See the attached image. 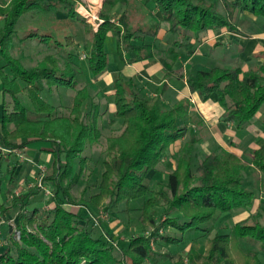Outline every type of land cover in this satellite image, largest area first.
I'll use <instances>...</instances> for the list:
<instances>
[{
    "label": "trees",
    "instance_id": "trees-1",
    "mask_svg": "<svg viewBox=\"0 0 264 264\" xmlns=\"http://www.w3.org/2000/svg\"><path fill=\"white\" fill-rule=\"evenodd\" d=\"M138 1L158 11L160 19L154 18V25L141 28L130 22L129 8L132 2ZM77 3V0H11L6 6L0 5L3 17L0 24V177L4 175L5 152L12 156L34 143H48L54 156L52 173L45 177V184L51 183L54 188L48 201L54 207L48 212L40 208L29 211L30 197L36 189L40 190L38 187L13 196L11 207L18 210L17 222L7 225L3 238L0 237V264H145L156 256L152 240L160 230L157 209H163L167 217L175 216L167 219L166 227L171 226L182 234L193 230L203 233L190 246L189 264H263L259 252L250 246H258L264 253V203L258 206L259 214L252 212L256 208V195L244 182L252 165L262 175L264 193V145L252 152L251 164L220 147L203 155L194 168L196 150L202 140L201 121L192 115L188 98L168 105L164 96L171 81L184 79L176 69L180 58L195 53L196 45L185 42L189 33L199 37L223 30L240 32L237 24L240 17L251 15L264 20V0H105L100 12L103 24L98 31L77 12ZM118 5L127 8L116 22L113 11ZM34 15H61L74 25L89 28L87 62L95 82L108 70L106 41L114 36L121 65L152 60L157 55L165 74L163 84L156 95L148 96L134 79L120 74L109 97L114 110L110 111L107 104L102 109V104L90 94V84L84 79L83 68L75 61V53L48 54L32 68L11 57V46L19 38L22 18ZM163 24L167 25L166 35L182 39L160 50L158 34ZM26 41L59 50L65 48L48 31L31 32L20 43ZM67 44L73 45L70 39ZM254 58L263 62L248 69L243 65L215 67L186 77L190 94L202 102L215 98L225 111L223 120L233 123L237 130L249 127L264 106V50ZM81 83L83 87L78 88ZM62 86L75 91L72 107L63 114L44 98L46 88ZM24 94L33 112L23 105ZM261 122L264 124V116ZM108 128L111 133L105 137ZM104 137L106 157L98 193L91 195L85 206L99 209L105 201L130 206L132 202L145 200L140 223L154 232L150 236L133 237L126 248L117 245L104 225L101 229L94 228L89 216L65 208L68 204L78 205L71 191L83 181L93 147ZM172 147L179 150L172 155L175 163L168 182L151 189L147 177L166 154L170 155ZM16 170L17 166L13 167L12 176ZM89 180H85L87 188ZM4 205H0V217L8 219L12 210ZM234 213H248V217L232 227L223 226L226 233L217 232L209 238L208 225ZM161 239L169 245L182 242L171 235Z\"/></svg>",
    "mask_w": 264,
    "mask_h": 264
},
{
    "label": "rangeland",
    "instance_id": "rangeland-1",
    "mask_svg": "<svg viewBox=\"0 0 264 264\" xmlns=\"http://www.w3.org/2000/svg\"><path fill=\"white\" fill-rule=\"evenodd\" d=\"M10 1L11 0H0V5L6 6L5 3L8 4ZM91 1H94V5L98 2V0ZM77 2V7L84 6L83 2L80 3V0H77ZM87 3L88 5H91L92 2L87 1ZM88 5L86 7H88ZM126 8L127 7L125 6L118 5L114 9V21L118 22L119 18L125 13ZM155 11L156 10L151 5H145V3L142 1H138L137 3L132 2V5L128 11V18L134 27L147 28L152 26L150 21L156 17ZM100 12L98 13L99 18ZM2 21L3 17L0 16V24ZM262 21L264 20H257L251 15L240 17L237 22L240 32L232 34H247L248 36H252L253 34L258 35L260 31L264 32V25L261 26L260 24ZM18 28L20 30L19 38H15L12 43L10 52L11 57L21 60V62L28 68H32L38 66L43 58L48 54L57 53L62 56L69 52L75 53L77 56L75 61L83 68L84 79L90 84V94L94 97L96 102L102 104V109L106 107V104L110 107L109 102H111V100L109 99V96L104 93L97 94L98 92L96 85L93 82L94 80L91 79L92 75L88 68L87 58L83 59V57L88 56L86 47L89 40L91 39V33H89L88 27H84L83 25H74L71 21L63 19V16L61 15L56 17H41L39 15H34L23 17ZM43 31L53 32L56 38L64 44L65 48H61V50H59L55 49L54 47L50 48L49 45H41L38 42L31 41L20 43V40L24 39L29 33ZM168 37L169 40H171L170 42L182 39L180 36L172 34H168ZM69 39L73 43L72 46L67 44ZM198 47L199 44L197 45L196 49ZM235 51L236 48L234 46H232V48L229 46H224L222 48H215V50L211 51L208 46L201 45L198 48V54L192 57L191 61L188 63L186 72L191 74L197 71H208L215 67L238 66L234 64V61L239 58V56H236ZM106 52L108 54L109 61V67L107 71H111L112 66L119 62V57L117 54V40L114 36H109L107 38ZM61 62L63 64V58L61 59ZM119 64L120 63H118V65ZM83 85L84 83H81L78 88H82ZM74 95L75 91L73 89H69L64 86L54 88L52 90L46 88V91L44 92L45 100L54 105L61 114L69 112L68 108L72 107L73 105ZM21 100L28 111L33 112L32 105L25 94L22 96ZM110 133L111 130L108 128L104 132V136H109ZM105 137L101 140L99 145L93 147V154H90L92 160L86 165L83 172L84 179L71 191L72 196L75 198L78 205L74 206L68 204L65 206V208L78 215L84 217L89 216L94 228L97 226V228L101 229L104 225L108 228V230L111 231L117 245L120 248H126L129 241L133 237H138L143 234L150 236L154 232L152 228H143L140 223V216L142 214V207L145 200L142 199L132 202L130 206H127V204H110L109 201L102 203L99 209H95L93 207L87 208L85 206V203L88 202L90 196L98 193V185L100 183L103 170L102 164L106 157L105 153H103ZM202 147L203 145H199L197 147L194 168L197 165L198 160L206 154V152L202 150ZM48 148H50V144L48 143H34L30 145V149H33V151L30 152V155L34 156V158H37L36 162L35 160H29L27 158L26 149L22 151H16L12 156H8L7 152L4 153V175L0 177L2 180L0 183V205L5 203V207H11L13 196L21 195L30 189L33 190L38 187L40 190L36 189L30 197V206L28 208L29 211H32L35 208H40L48 212L54 207L53 204H48L49 199L54 194L53 185L51 183L45 184V177L51 175L54 162L53 154L45 151ZM40 154H47L48 156L43 155V158H40L38 157ZM244 159L247 162H251L247 155L244 156ZM63 160H65L64 157ZM9 163L11 166L7 167V164ZM174 163V158L169 156V154H166V156L163 157L162 162L158 165L156 170L152 171L147 177L146 182L151 189H156L160 184H166L168 182V177L174 168ZM15 166H17V170L15 176H12L13 167ZM77 169L78 168L76 166V170ZM91 173L92 176H90ZM12 178L13 182H11ZM89 178V188H87L85 180ZM260 180L261 175L252 165H250L246 173L244 184L249 190L255 193L256 200H261L264 203V193L261 191ZM9 190L10 193L7 195L6 192ZM258 206L259 205L257 204L256 208L253 209L252 212L254 214H259V211H261L260 207ZM10 209L12 211L8 214V219L0 217V237L2 238L4 236L3 232L7 229L6 226L9 224L15 225L17 222L18 210H13L12 207ZM246 217H248V213H234L230 216L227 215L218 222L210 223L208 226L211 230V233L207 235L209 238H213L217 232L220 234L226 233L227 231L222 229L223 226L228 225L232 227L236 222L245 219ZM168 218L174 219L175 216L167 217L164 215L163 209L156 210V219L160 225L158 236H154V239L152 240L156 256H153L152 259L147 260L145 264H189L188 251L190 246L193 240L200 238L203 233L198 230H193L186 234H182L171 226L166 227ZM164 235L175 236L181 239L182 242L180 244L177 243L169 245L166 241L161 239V236ZM204 243L205 242L203 241V245ZM250 248L259 252L260 260L264 264V253L259 251V247L250 246ZM117 253L119 254L121 252L118 251Z\"/></svg>",
    "mask_w": 264,
    "mask_h": 264
},
{
    "label": "crops",
    "instance_id": "crops-1",
    "mask_svg": "<svg viewBox=\"0 0 264 264\" xmlns=\"http://www.w3.org/2000/svg\"><path fill=\"white\" fill-rule=\"evenodd\" d=\"M87 1L94 3V1L91 0H80V3L83 2L84 4V6L80 8L82 13L86 12L85 7L88 5ZM104 1L105 0H98V2L95 3L97 4V7L95 8L96 13L100 12ZM155 15V19H160L157 10L155 11ZM150 24H155L153 19L150 21ZM260 24L261 26L264 25V21ZM166 30L167 25L163 24L162 30L158 34L160 50H164L168 44L173 43L170 42L171 40H169L168 34L166 35ZM185 42L196 45V47L198 44L199 47L201 45H206L211 51L215 50V48H222L224 46H229L231 48L234 46L236 48L235 54L236 56H239V58L234 61V64L238 66L243 65L244 69H248L250 66L263 62L262 59L254 58V55L264 50V32L261 31L258 35L253 34L252 36H248L247 34H232L225 30L221 32L204 33L199 37L189 33ZM198 48L195 49L193 55H184L180 58V62L176 66V69L180 75H184V79H174L170 82V88L164 96V101L168 105H172L176 100L183 98H188L191 101V113L192 115L198 116L202 124V130L200 131L202 141L200 145H203L202 150L205 151L206 154L222 147L234 152L243 159L244 156L247 155L248 159L252 161V152L264 145V124L261 122V119L264 116V106L249 127L244 130H237L233 123H227L223 120L225 111L217 103L215 98H211L207 102H202L196 95L192 96L187 87L186 77L189 74L186 70L192 57L198 54ZM125 57L128 60V54ZM118 63H120V60ZM118 63L114 64L111 71H107L98 81H93L99 94L104 93L109 97H112L114 92L113 83L120 74L126 78L134 79L139 88L148 96L156 95L159 87L164 82L165 74L157 55L152 60L126 64L125 66L121 65V63L118 65ZM110 108L111 111H113L114 105L110 104ZM178 150L179 147H172L169 156H172ZM32 151L33 149H30V146L26 148L27 158L29 160H35L36 162L37 158L30 155V152ZM45 151L51 153V148H48ZM43 155L45 156L47 154H40L38 157L43 158ZM261 202V200H256L255 207Z\"/></svg>",
    "mask_w": 264,
    "mask_h": 264
},
{
    "label": "built area",
    "instance_id": "built-area-1",
    "mask_svg": "<svg viewBox=\"0 0 264 264\" xmlns=\"http://www.w3.org/2000/svg\"><path fill=\"white\" fill-rule=\"evenodd\" d=\"M83 6H80L79 8H77V12L86 19V21L92 25L94 31H98L99 27L101 24H103V21L100 20L98 13H96L95 8H96V4L94 5V3L91 5H88V7H85L86 12L82 13L80 11V8H82ZM87 57H83V59H86Z\"/></svg>",
    "mask_w": 264,
    "mask_h": 264
}]
</instances>
